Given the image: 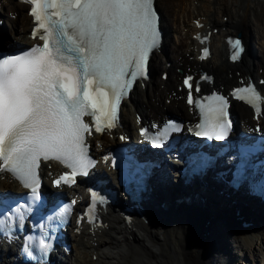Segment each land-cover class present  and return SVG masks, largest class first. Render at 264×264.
I'll return each instance as SVG.
<instances>
[{"label": "snow or ice", "instance_id": "1", "mask_svg": "<svg viewBox=\"0 0 264 264\" xmlns=\"http://www.w3.org/2000/svg\"><path fill=\"white\" fill-rule=\"evenodd\" d=\"M22 2L30 5L35 25L31 36H38L43 44L0 54V175L10 174L31 189L35 199L41 161L55 160L70 169L55 181L57 186L61 182L71 186L77 175H87L95 165L85 144V134L92 132L90 123L98 133L116 126L120 102L133 82L146 76L148 57L160 42V32L154 0ZM228 44L231 58L238 59L241 42L229 38ZM207 55L208 49H203L200 59ZM184 84L189 89L187 102L200 113L195 134L224 139L231 130L228 100L216 93L194 100L191 77ZM231 95L248 104L257 118L264 114V97L251 83ZM166 135L162 131L158 138ZM98 202L104 201L93 192L87 211L90 220ZM16 214L22 224L23 214L18 209ZM2 215L0 228L10 226L9 214ZM37 247L46 256L51 245L41 239Z\"/></svg>", "mask_w": 264, "mask_h": 264}, {"label": "bare ground", "instance_id": "2", "mask_svg": "<svg viewBox=\"0 0 264 264\" xmlns=\"http://www.w3.org/2000/svg\"><path fill=\"white\" fill-rule=\"evenodd\" d=\"M4 1L5 5L0 3V7L3 8V11L0 12V19L5 18L6 22L10 24L9 34L12 33V36H8L7 33L3 38L0 29V48L8 46L10 49L26 43L24 34L29 29V23L22 11L23 6L18 5L15 0ZM195 1L198 3L197 6L193 5L191 0H154L157 10L160 9L164 17L160 12L161 39L158 46L150 52L147 68L148 71L153 72L151 66H154V69L157 67V75L149 72V83L146 85L145 91L142 92L137 84V90L134 87L128 100L135 111L141 112L144 117L149 116L151 112L153 114L173 113V115L179 112L188 118L182 103L177 98L171 99L168 106H164L163 102L164 99L172 97V92L175 91L174 69L180 68L182 73H185L187 68L190 71L195 69L196 63L188 59L191 54L192 42L185 36L183 30L193 31L190 26L191 21L199 17L203 18L206 31L211 32L208 24L213 27H225L231 35L239 34L244 46L240 62L228 65L222 60L225 58L224 53L219 50L222 32L217 35H214L216 32H211L210 36L213 35L212 57L210 61L202 63L200 68L213 74L214 88L220 85L228 87L231 82L227 75L228 72L231 75L235 71L251 75L253 80L258 76L264 78V0ZM11 14H16V19L19 18V15L21 16V26L23 27L20 31L16 29L15 20L9 18ZM223 16L226 17L225 22L222 20ZM171 37L175 41L169 45ZM13 39L19 43L14 44ZM157 50L158 52H156ZM157 61L158 66L156 65ZM161 61L170 63L164 83L158 79ZM258 68H262L260 75L257 73ZM234 78L233 75L232 80ZM260 89L264 93V85ZM231 110L236 118L235 135L238 136L243 132L249 134L247 130L252 126L249 111L237 103L232 104ZM128 113L126 105L123 104L121 117L125 127L127 126ZM175 138L188 140L183 133ZM104 140L106 141V139ZM165 159L171 161L167 156ZM173 179H175L174 176L168 175L164 182L165 186L170 188L169 184L173 182ZM44 190L49 191L47 187ZM78 190L79 188L76 186L71 190V193ZM218 190H222V188ZM8 191L21 193L22 187L18 182L15 185H10L0 179V194ZM152 191H155L156 197H160L157 194L158 190L152 189ZM226 204L228 203L223 204L218 211L205 213L198 203H193L186 209L180 208L178 211H174L170 215L171 219L160 214L161 211L153 212L151 206H146L143 212V221L133 223L134 227L140 226L139 230L133 234L123 230L115 212L108 210L104 215L108 224L104 229L99 230L101 232L99 235H95V247L89 244V238L84 233L73 238L72 254L68 258V264H227V261L228 264H235L233 261L237 258H243L252 264L255 262V258H258L263 259L261 262L264 263V224L260 223L257 218V214L264 215V209L253 206L256 213L250 218L255 222V226L240 231L236 228L237 224L232 221L233 217H230L234 210L223 211ZM206 221H209V225L204 228L203 225ZM203 230L204 232L210 231L209 240L202 239ZM130 236L134 240L133 244L129 241ZM92 254L96 255L94 261ZM8 256L10 255L8 254ZM1 260V264H19L14 258L8 259L7 262Z\"/></svg>", "mask_w": 264, "mask_h": 264}, {"label": "rangeland", "instance_id": "3", "mask_svg": "<svg viewBox=\"0 0 264 264\" xmlns=\"http://www.w3.org/2000/svg\"><path fill=\"white\" fill-rule=\"evenodd\" d=\"M155 7H156V5H155ZM156 9H157V7H156ZM159 11V14H160V16H161V13H162V11L160 10V9H158ZM22 11H24V13H25V7H22ZM161 12V13H160ZM162 17H164V14L162 13ZM7 20L5 19V18H3V25H1V33H2V37L3 38H5L6 37V35H7V33H8V36H10L11 37V35L9 34V31H10V28L9 27H11L10 26V24L8 23V22H6ZM7 23L9 24V26L7 25ZM21 23H22V20H21V16L19 15V18H17V19H15V24H16V29H18L19 31L21 30V28L23 27V26H21ZM23 25V24H22ZM14 40V44H18L19 42L18 41H16L15 39H13ZM173 41V42H172ZM174 41H175V39L173 38V37H171V42H169V45L171 44V43H174ZM173 46V45H172ZM4 49H8L9 47H3ZM156 65L158 66L159 64H158V61L156 62ZM152 67V70H153V72H151V73H153L154 75H157V70H158V68L156 69H154V66H151ZM160 70V69H159ZM159 75V74H158ZM137 90V89H136ZM139 90V89H138ZM137 92H139V91H137ZM136 92V93H137ZM173 114V113H172ZM175 115V114H174ZM128 119H129V122H130V120H131V114H128ZM89 257V256H88ZM258 259V258H257ZM260 260V259H259ZM233 261V260H232ZM261 261V260H260ZM129 262H131V260H129ZM233 263H235V264H249V261H246V260H244L243 258H237V259H234V261H233Z\"/></svg>", "mask_w": 264, "mask_h": 264}]
</instances>
